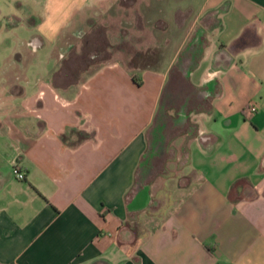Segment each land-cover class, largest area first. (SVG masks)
I'll list each match as a JSON object with an SVG mask.
<instances>
[{
	"label": "crops",
	"instance_id": "0c3cea01",
	"mask_svg": "<svg viewBox=\"0 0 264 264\" xmlns=\"http://www.w3.org/2000/svg\"><path fill=\"white\" fill-rule=\"evenodd\" d=\"M122 1L0 0V264H264V0H150L149 62Z\"/></svg>",
	"mask_w": 264,
	"mask_h": 264
},
{
	"label": "rangeland",
	"instance_id": "374dc122",
	"mask_svg": "<svg viewBox=\"0 0 264 264\" xmlns=\"http://www.w3.org/2000/svg\"><path fill=\"white\" fill-rule=\"evenodd\" d=\"M151 1L144 0L138 5L141 11L140 19L131 0H123L120 5L117 3L100 4L88 12L87 22L90 27L84 28L85 32L93 31L96 35L89 37L84 34L81 38L73 36L72 40L74 41L72 42L79 46L84 39L87 40L89 37L88 41L91 43L107 42L110 55L121 58L124 62H149L151 55L149 50L150 31L159 24L157 20L151 18V12H160L159 7L164 8L165 6L164 3L156 4ZM153 1L155 2V0Z\"/></svg>",
	"mask_w": 264,
	"mask_h": 264
},
{
	"label": "built area",
	"instance_id": "2783aa9c",
	"mask_svg": "<svg viewBox=\"0 0 264 264\" xmlns=\"http://www.w3.org/2000/svg\"><path fill=\"white\" fill-rule=\"evenodd\" d=\"M256 110V106L252 101H249L243 108H242V115L245 118H248L254 111ZM11 172L15 179L22 180L24 178V173L19 169L16 163H13L11 166Z\"/></svg>",
	"mask_w": 264,
	"mask_h": 264
},
{
	"label": "trees",
	"instance_id": "16d2710c",
	"mask_svg": "<svg viewBox=\"0 0 264 264\" xmlns=\"http://www.w3.org/2000/svg\"><path fill=\"white\" fill-rule=\"evenodd\" d=\"M133 81H134V79H133ZM135 83H136V84H139V83H138V82H136V81H135Z\"/></svg>",
	"mask_w": 264,
	"mask_h": 264
}]
</instances>
